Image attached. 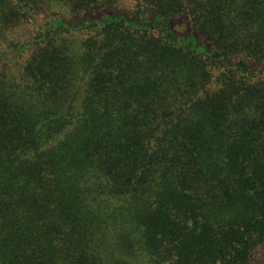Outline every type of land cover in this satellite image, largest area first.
Masks as SVG:
<instances>
[{"label":"trees","instance_id":"trees-1","mask_svg":"<svg viewBox=\"0 0 264 264\" xmlns=\"http://www.w3.org/2000/svg\"><path fill=\"white\" fill-rule=\"evenodd\" d=\"M0 264H264V0H0Z\"/></svg>","mask_w":264,"mask_h":264}]
</instances>
